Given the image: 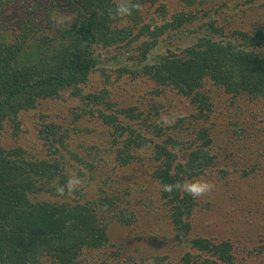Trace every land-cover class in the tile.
<instances>
[{"label": "trees", "instance_id": "obj_1", "mask_svg": "<svg viewBox=\"0 0 264 264\" xmlns=\"http://www.w3.org/2000/svg\"><path fill=\"white\" fill-rule=\"evenodd\" d=\"M46 1L34 0L32 17L14 22V37L0 34V264H264V235L252 224L264 220V158L229 165L232 144L264 150V27L234 23L248 11L264 13V0H238L223 18L204 9L217 0H138L140 10L126 18L109 14L119 0ZM54 9L69 19L53 17ZM124 81L152 85L155 114L107 101L109 87ZM178 98L194 112L174 120L167 114ZM70 100L79 104L59 115L71 128L58 123L59 115L46 117L44 105ZM70 114L75 123L105 126L111 170L135 172H123L127 186L119 189L110 175L94 198L81 187L71 197L57 194L70 169L86 175L72 160L95 169L88 158L97 162L104 151L96 142L80 145L91 149L84 155L71 148L70 129L85 130L72 127ZM162 117L173 122L164 126ZM146 179L158 185L176 257L132 255L114 242V223L138 225L131 188L148 192ZM203 179L218 189L207 198L163 191L164 184ZM219 207L248 228L243 241L193 234L195 214L205 210L216 221Z\"/></svg>", "mask_w": 264, "mask_h": 264}, {"label": "rangeland", "instance_id": "obj_2", "mask_svg": "<svg viewBox=\"0 0 264 264\" xmlns=\"http://www.w3.org/2000/svg\"><path fill=\"white\" fill-rule=\"evenodd\" d=\"M4 1L5 4L3 7H0L2 10L1 18H0V24L2 25V28L0 29V34H7L8 36L14 37V32L16 29L14 28V22H17L18 20L22 21L25 17H32V14L29 13V10L31 8V4L34 2V0H1ZM228 2L224 3V0H217V1H210L206 6H204V9L206 11H210L211 14L215 17L221 16L227 17V10L226 7L229 5L230 8L236 9V5L239 3L238 0H227ZM261 0H258V2ZM53 2V3H52ZM57 0H47L46 4L55 5ZM216 11V12H214ZM159 14L163 15L162 13H156L154 17H160ZM58 16L60 20H68L69 16L65 12H60L59 10L54 9V16ZM164 16V15H163ZM41 17V16H38ZM44 18V17H42ZM232 18V14L231 17ZM161 22V21H160ZM159 22V23H160ZM240 23L242 27L245 28H251L254 27H264V13L257 14L255 11H248L246 16H236L235 24ZM148 23H150L148 21ZM155 25V24H154ZM161 25V24H159ZM179 43L183 44L182 40L178 41ZM114 53V52H113ZM125 58V57H124ZM115 76H113V79ZM150 83V82H149ZM145 84L142 83L140 85L132 84L127 85L126 82H123V86L121 88L119 87H109L110 92L107 94L106 99L107 101L115 102V103H122L126 108L127 107H136L138 113H143L146 111V114L150 113H156V110L152 107V103L149 99L155 98L153 94H151L150 90L152 89V85H149L148 87L144 86ZM147 86V85H146ZM105 88V86L103 87ZM102 88V89H103ZM149 98V99H148ZM183 99V100H182ZM79 101L70 100V101H61L60 105L55 108L54 106L50 105L51 107H45L44 105V113L46 117L50 115L51 117L55 118L59 115V111L62 113L66 110L69 111V109H73ZM127 102V103H126ZM147 102V103H146ZM63 103V104H62ZM126 103V104H124ZM170 107V113L169 115L171 118L176 120L179 117H184L185 115H189L193 113L194 111L191 109V105L188 104V100L184 98H178L174 102V106L169 103ZM191 112V113H190ZM70 113V111H69ZM136 114V112H134ZM58 123H61V125L64 127L71 128L69 125V121L64 118L61 119L60 115ZM70 119H72L71 124L72 127L75 126V124L78 125L79 128L84 129L85 131H80L75 133L74 131L71 132V138H70V146L73 150L78 151L81 155H84L85 152H90V150H84L80 147L81 144L89 145L93 142H96L97 144H100L102 148H104V151L98 155L99 159L93 161V159L90 157L88 158L89 161H92L93 164L99 165L98 168L90 169L86 167L85 164L77 163L74 160H72V164H75L77 168L84 169V172L86 175L84 177H80L82 184L80 187L84 192L90 193V199L95 197L96 192L98 193V188L103 187L102 181L106 179L108 176L111 175L113 182L115 186H118L119 189L124 188L128 185V179L125 176L126 174H133L135 173L132 171V169L129 170H122L123 172L116 171L113 172L111 170L112 163L114 161V152H108L107 150L110 147V144H107V141L109 140V135L107 132L104 131L105 126H100L99 123H96L94 121H91L89 119H83L82 121L75 123L74 116L70 114ZM144 119V118H143ZM136 122V120H134ZM35 120L30 119L29 120V128L34 133L36 131ZM147 123L150 124V120H147ZM166 124L164 123V126ZM168 125V124H167ZM188 123L184 126H187ZM95 128L94 131H89L90 129ZM175 132H178L179 135L184 136V140L188 139L189 136H187L188 131L184 128H178L176 130H173ZM238 130L236 129V132ZM109 132V131H108ZM186 135V136H185ZM236 137V136H234ZM3 138V139H2ZM3 143H6L4 141V137H2ZM29 138V139H28ZM24 139L23 141H32V137H28ZM223 142L224 140H220ZM233 148H231L230 151L235 153L233 155L234 160H231L229 165L231 166V163H238L239 166L242 167H248L252 165L256 159L264 158V150L263 146L259 148V146L254 145L253 143H249L248 149L244 148V145L241 144H232ZM89 155V153L87 154ZM95 155V152H94ZM105 160V161H103ZM70 172L72 173V177H77V171L75 169H70ZM147 180V179H146ZM145 180V181H146ZM206 179H203L205 181ZM209 183H214L213 181L208 180ZM256 184V181H254ZM145 186L148 187V192H143L138 189V185H134L133 188V195L131 196L132 202L129 208H134L137 213L138 217V225L134 228H122L118 223H114L111 226V234L113 235L114 242H116L118 245H123L129 248V253L132 255H138L141 253V256H154L157 254L165 255L169 254L172 257H176L178 255L177 252V246H175L169 237L168 233V225H167V216H166V207L164 206L163 202H161L158 199V185L154 184L150 179L145 182ZM217 188V185H216ZM153 189V191H152ZM262 190V189H260ZM213 192L216 193L218 189H212ZM209 193V194H211ZM152 194L155 196L154 201L150 202L147 200L148 195ZM209 194L205 195L210 196ZM89 195V194H88ZM97 195V194H96ZM44 197H49L45 195ZM202 197V196H201ZM146 198V199H145ZM67 198H65L63 201L65 202ZM225 206V205H224ZM159 208V209H158ZM220 211L217 210V215L219 216L216 218V221H211L210 218L213 216L211 213L207 211H200L195 214V223H196V230H194L193 234L198 236H204L208 238H216V239H222V237L228 236V237H242L245 239L244 235L248 231V228L244 224H240L238 221L230 222V219L232 218V213L227 212L224 207H219ZM264 209V208H263ZM215 215V214H214ZM220 215L222 216L220 220ZM229 219V220H228ZM253 221V227L257 231H261L264 235V223L263 219H252ZM150 234H154V236H149ZM144 235V236H143ZM143 236V237H142ZM261 236V235H260ZM244 237V238H243ZM263 237V236H261ZM244 244V243H243ZM182 250L179 249V252ZM129 254L126 255V259H128ZM123 259V258H122Z\"/></svg>", "mask_w": 264, "mask_h": 264}, {"label": "clouds", "instance_id": "obj_3", "mask_svg": "<svg viewBox=\"0 0 264 264\" xmlns=\"http://www.w3.org/2000/svg\"><path fill=\"white\" fill-rule=\"evenodd\" d=\"M141 4L138 2L133 3L132 0H119V3L114 9L110 10V16L113 18H126L133 14L134 11H139ZM164 123L171 124L173 121L168 117H162ZM82 181L79 177L73 176L67 180L64 185L57 188V194L61 197H71L78 190ZM214 185L202 180L184 181L182 184H164L163 191L172 193L174 191H182L187 195L192 196L194 199L201 197L212 191Z\"/></svg>", "mask_w": 264, "mask_h": 264}]
</instances>
